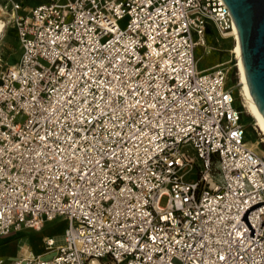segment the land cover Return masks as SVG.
<instances>
[{
    "label": "built area",
    "instance_id": "2783aa9c",
    "mask_svg": "<svg viewBox=\"0 0 264 264\" xmlns=\"http://www.w3.org/2000/svg\"><path fill=\"white\" fill-rule=\"evenodd\" d=\"M5 8L22 53L0 63V236L67 225L0 264H264V203L254 236L242 219L264 200V151L244 140L230 69L195 58L219 50L213 29L232 38L223 0Z\"/></svg>",
    "mask_w": 264,
    "mask_h": 264
},
{
    "label": "rangeland",
    "instance_id": "374dc122",
    "mask_svg": "<svg viewBox=\"0 0 264 264\" xmlns=\"http://www.w3.org/2000/svg\"><path fill=\"white\" fill-rule=\"evenodd\" d=\"M15 1H18L21 3L22 1L32 2L35 0H15ZM38 1H43V0H38ZM5 3H7V0H0V7H1L0 18H3L8 21V26L6 28V31L4 35L1 37L2 39H0V63L3 65H11V64L16 63L20 59L22 49L20 47L16 29L14 28L12 22L9 21L10 13L5 8ZM127 21H128V16L121 19L119 21V24L122 27H125L127 24ZM207 40L209 44H214L218 46L221 52L219 50L205 48L204 46H197L195 50V58L197 59V68L200 71L205 72V71H209L213 69L218 63H222V66L224 68L230 69L228 71L227 86L234 88V95L236 96L235 105L238 108L243 110L241 119H242V122L246 130L244 140L248 144L252 142H256L263 136L258 130V128L256 127V125L252 123L253 121L252 115L249 112H244L241 99L239 97L240 91H241V85L238 83L239 75H238V68L236 65V57H235L234 52H232V49H231L233 48V43H234L233 39L232 38H225V39L219 38V35L213 29L212 32L207 34ZM22 119H23V116L17 118L18 121ZM254 126L257 128L259 134H257ZM256 148H257V151L259 152L264 151V141L259 143ZM188 151L195 158L197 163L194 165L193 168H191L190 166H187L186 168L182 169L180 173H184L185 171L190 169L187 173L186 178L187 180L194 181V180H197L199 176V172L201 169V159L197 157L195 151L191 147H189ZM66 225L67 223L64 220V218L58 217L55 220L46 223L44 229L41 231V234L52 235L53 237H56L58 241H62L63 236H64L62 230L64 229V226ZM14 234L15 233L13 232V233H10L9 235L2 236V237L8 238L9 236H12ZM37 240H38V237H37ZM13 253H14L13 249L10 247H6L4 244H2V241L0 240V257L10 258L12 256L11 254Z\"/></svg>",
    "mask_w": 264,
    "mask_h": 264
},
{
    "label": "water",
    "instance_id": "95a60500",
    "mask_svg": "<svg viewBox=\"0 0 264 264\" xmlns=\"http://www.w3.org/2000/svg\"><path fill=\"white\" fill-rule=\"evenodd\" d=\"M229 7L240 46L243 67L254 105L264 120V0H223ZM264 203L249 206L242 219L255 235L248 213Z\"/></svg>",
    "mask_w": 264,
    "mask_h": 264
},
{
    "label": "crops",
    "instance_id": "0c3cea01",
    "mask_svg": "<svg viewBox=\"0 0 264 264\" xmlns=\"http://www.w3.org/2000/svg\"><path fill=\"white\" fill-rule=\"evenodd\" d=\"M32 2L22 1L21 4L23 6V9H21L20 11H25L26 9H29L30 7H32L38 3L44 2V0L43 1L35 0ZM48 222H51V221H47L46 223H48ZM46 223L44 224V226L41 229L24 228L22 230L13 231L15 234L12 236H9L8 238H3L2 236H0V240L2 241V244H4L6 247L12 248L13 252H14L13 254H11L12 256L10 258H5V257H0V258H2L5 261L11 260V259L17 257L21 253V251L25 248L31 249L35 253H38V254H44L46 252V250H45V237L52 236V235L41 234V231L44 229ZM64 229H65V226H64ZM64 229L62 230L63 234H64ZM30 231H32V232H30ZM39 236L41 237L42 240L38 244L37 243V237H39ZM54 238L56 239V237H54ZM41 242H42V244H41ZM58 242H60V241H58Z\"/></svg>",
    "mask_w": 264,
    "mask_h": 264
},
{
    "label": "bare ground",
    "instance_id": "6f19581e",
    "mask_svg": "<svg viewBox=\"0 0 264 264\" xmlns=\"http://www.w3.org/2000/svg\"><path fill=\"white\" fill-rule=\"evenodd\" d=\"M1 9V7H0ZM1 11V10H0ZM7 13V12H6ZM8 26V21L0 18V39H2L1 37L4 35L6 28ZM10 26V25H9ZM10 28V27H9ZM8 31V30H7ZM232 39H233V48L232 52H234L235 57H236V65L238 68V75H239V81L238 83L241 85V92H242V98H243V102L247 108V112H249L252 117H253V121L252 123L256 125V127L258 128V130L260 131V133L262 134V141H264V120L261 117V115L259 114V112L257 111L254 102L252 100L251 97V93L249 90V86L247 83V77H246V73L243 67V63H242V58H241V53H240V46H239V41H238V36H237V32H236V28L234 25V29L232 31ZM252 146H256L258 145V141L256 142H252L251 143ZM41 237H38V243H40L41 241ZM42 244V242H41Z\"/></svg>",
    "mask_w": 264,
    "mask_h": 264
},
{
    "label": "flooded vegetation",
    "instance_id": "af4514ba",
    "mask_svg": "<svg viewBox=\"0 0 264 264\" xmlns=\"http://www.w3.org/2000/svg\"><path fill=\"white\" fill-rule=\"evenodd\" d=\"M219 51L221 52V50H219ZM220 52H219V53H220Z\"/></svg>",
    "mask_w": 264,
    "mask_h": 264
}]
</instances>
